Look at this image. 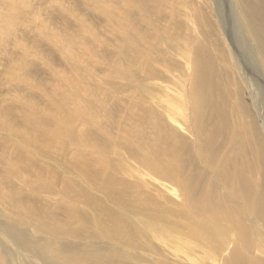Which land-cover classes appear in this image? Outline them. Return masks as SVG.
Segmentation results:
<instances>
[{
    "label": "rangeland",
    "instance_id": "obj_1",
    "mask_svg": "<svg viewBox=\"0 0 264 264\" xmlns=\"http://www.w3.org/2000/svg\"><path fill=\"white\" fill-rule=\"evenodd\" d=\"M213 3L0 0V264H198L166 237L184 232L163 213L187 214L180 188L146 184L133 154L165 149L176 125L194 159L186 175L204 174L224 194L218 161L264 143V64L249 60L264 55V0ZM199 56L213 82L208 110L220 108L246 132L218 138L214 159L184 121L200 94ZM252 177L264 192V172ZM122 184L128 194L114 199ZM103 212L135 238L105 231ZM252 219L242 255L264 264L254 250L264 229ZM220 237L232 248L227 232Z\"/></svg>",
    "mask_w": 264,
    "mask_h": 264
},
{
    "label": "bare ground",
    "instance_id": "obj_2",
    "mask_svg": "<svg viewBox=\"0 0 264 264\" xmlns=\"http://www.w3.org/2000/svg\"><path fill=\"white\" fill-rule=\"evenodd\" d=\"M208 1L214 5L213 0ZM230 4L238 14L235 3L232 1ZM239 22L241 26L244 25L242 21ZM257 28V35L264 44L263 34L260 33L261 30L264 33V23L257 24ZM241 32L243 37H248L245 28ZM249 60L261 67L260 64H264V55L258 56L254 51V54L249 55ZM244 66L246 68L248 64L246 66L245 63ZM261 77L263 78L262 73ZM194 79L200 94L184 121L201 134L202 152L208 158L214 159V144L218 138H223V142H227L229 139L245 136L246 132L234 128L228 115L220 108L208 110L211 106L209 92L213 82L201 56L195 60ZM167 111L176 121L172 112L169 109ZM181 131L184 129L176 125L171 126L169 136L165 138V149L153 145L142 154H133V160L138 164L146 184L159 187L158 182L165 181L180 188L182 192L183 199L177 206L184 207L187 214L176 216L169 209L163 211L184 223V232L181 236H166L168 241L172 245L180 246L185 254L195 257L199 255L198 264H257L256 260L246 258L242 252L252 247L254 238L252 216L257 217L264 229V192L256 188L252 177V173L258 168L264 172V143H259L256 149H252L249 144L243 145L240 158L218 161L217 179L227 191L221 194L204 174L186 175V170L194 164V159L190 148L177 140L182 136ZM113 191L116 199L128 194V186L122 184ZM103 214L109 218L105 231L115 238H135L134 233L127 229L119 218L109 212ZM8 229L14 235L11 229ZM222 232L229 234L232 248L221 240ZM254 250L257 253H264V244L257 241ZM225 253L227 257L221 263Z\"/></svg>",
    "mask_w": 264,
    "mask_h": 264
}]
</instances>
